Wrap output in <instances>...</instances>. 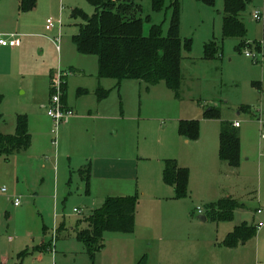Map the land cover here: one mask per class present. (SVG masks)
Instances as JSON below:
<instances>
[{
	"label": "rangeland",
	"instance_id": "rangeland-1",
	"mask_svg": "<svg viewBox=\"0 0 264 264\" xmlns=\"http://www.w3.org/2000/svg\"><path fill=\"white\" fill-rule=\"evenodd\" d=\"M171 1L156 11L152 0H138L139 16H150L146 36L153 25L167 33ZM177 1L184 45L176 93L165 82L99 78L98 57L73 42L85 16L95 13L89 0H37L28 12L18 0H0V33L22 39L21 52L0 53V132L14 133L17 115L26 114L32 134L26 151L0 153V264H264V213L256 211L264 205V38L263 21L254 17L264 16V0H247L240 14L245 46L242 38L223 36L225 0ZM49 19L52 30H46ZM59 72L75 114L54 145L43 105L51 75ZM99 89L106 95L99 97ZM211 109L218 114L205 115ZM183 121L198 123L197 137L181 133ZM225 122L239 123L236 164L219 156ZM167 159L189 169L187 197L177 198L165 182ZM89 163L87 185L80 169ZM121 195L137 197L135 230L106 231L105 246L92 259L73 228L109 196ZM223 198L241 204L232 220L200 218ZM244 221L259 226L257 235L223 245Z\"/></svg>",
	"mask_w": 264,
	"mask_h": 264
},
{
	"label": "trees",
	"instance_id": "trees-1",
	"mask_svg": "<svg viewBox=\"0 0 264 264\" xmlns=\"http://www.w3.org/2000/svg\"><path fill=\"white\" fill-rule=\"evenodd\" d=\"M89 1L94 5L95 13L85 16L79 32L73 36V42L79 52L98 57L99 78H114L119 83L123 79H135L148 85L165 82L169 89L177 93L182 79L184 45L180 32V3L172 0L168 7L172 9V18L166 34L160 25H153L152 34L146 36L144 21H150V16L145 19L139 16L142 5L138 0ZM198 1L208 5L215 3V0ZM164 2L165 0H152L153 9L162 10ZM36 5L37 0H20L22 12L31 11ZM246 7L247 0H225L223 36L242 38L241 46L248 44L245 42L246 27L240 17ZM261 21L264 38V17ZM187 46H190V41ZM212 46L213 44L207 46V50H211L210 56ZM64 89L66 85L63 91ZM106 93L107 90H98L99 97L105 96ZM63 101L65 102V98ZM215 114L218 112H213V109L205 113L208 117ZM180 131L191 138L197 137L198 123L183 121ZM31 143L32 134L26 114L17 115L14 133L0 132V153L7 156L26 151ZM219 153L221 159L229 161L230 164L240 161V136L237 127L231 122L222 124ZM80 173L89 185L92 176L91 163L83 165ZM163 175L165 182L174 187L177 198L189 195L190 174L187 167L180 166L175 159H167ZM136 206V196H109L101 207L79 220L74 232L77 239L84 243L92 259L97 252L103 250L106 231L131 233L135 230ZM238 207L239 202L235 199L223 198L207 205L206 217L215 221L232 220ZM82 223H86V226H81ZM63 228L59 229L58 235ZM258 228V225L242 223L226 236L222 244L236 247L254 238Z\"/></svg>",
	"mask_w": 264,
	"mask_h": 264
},
{
	"label": "built area",
	"instance_id": "built-area-1",
	"mask_svg": "<svg viewBox=\"0 0 264 264\" xmlns=\"http://www.w3.org/2000/svg\"><path fill=\"white\" fill-rule=\"evenodd\" d=\"M254 17L257 20H262L263 15L260 14L259 12H256L254 14ZM55 22L53 19H49L47 21V29L50 30L54 27ZM21 44V39L20 36H17V34H3L0 33V46L4 47H16L20 46ZM246 55L248 57H253L255 58V55L247 50ZM64 77L62 72L57 73L56 75H52V80H51V89L52 92L50 94V99L49 103L47 105V114L52 120V128H51V134L54 135L52 139V143L54 145H57L58 143V131L60 130V127L62 124L67 122L71 116L75 114V111L73 108L69 107L64 101H63V87H64ZM238 123H234V126H238ZM2 192H6L5 188H2ZM19 204V200H15V205ZM197 210L199 213H203L204 210L201 207H197ZM76 212H81L79 209L75 208ZM258 213H264V205L260 206L257 209ZM11 239V238H10Z\"/></svg>",
	"mask_w": 264,
	"mask_h": 264
},
{
	"label": "crops",
	"instance_id": "crops-1",
	"mask_svg": "<svg viewBox=\"0 0 264 264\" xmlns=\"http://www.w3.org/2000/svg\"><path fill=\"white\" fill-rule=\"evenodd\" d=\"M18 3H19V10H20V0H18ZM36 7H37V5H36ZM35 7V8H36ZM34 8V9H35ZM33 9V10H34ZM53 29V28H52ZM52 29H50V30H52ZM46 30H48L47 29V22H46ZM11 34H13V33H11ZM21 39V38H20ZM20 47H22V39H21V44H20V46H16V47H4V46H0V53H10V54H15V53H18V52H21V49H20ZM73 70H75V69H73ZM51 74H52V72H50ZM50 93H51V89H50ZM49 99H50V97H49ZM48 99V100H49ZM49 103V102H48ZM48 103H46V104H44L43 105V107L44 108H46V110H47V105H48ZM65 103L69 106V107H71V108H73L74 109V107L71 105V104H69L68 103V101H67V93H66V99H65ZM75 111V110H74ZM48 115V114H47ZM67 123H68V121L67 122H65L64 124H62L61 126H65V125H67ZM235 123H238V122H235ZM234 124V123H233ZM239 124V123H238ZM66 127V126H65ZM236 127H239V125L238 126H236ZM220 132H221V129H220ZM220 135V134H219ZM219 150H220V137H219ZM211 152V154H212V156L213 157H215L214 156V153H213V151H210ZM219 156H220V153H219ZM221 158V157H220ZM222 160V159H221ZM216 161H218V160H216L215 158H214V162H215V164H216ZM219 162H222V161H220L219 160ZM203 165H205V164H203ZM181 166V165H180ZM182 167H185L184 165H182ZM67 191H69L68 189H67ZM122 196V195H121ZM241 206V204L239 203V207ZM258 209V208H257ZM257 211V210H256ZM204 213V212H203ZM258 213V212H257ZM91 214V213H90ZM89 214V215H90ZM235 214V213H234ZM258 214H260V213H258ZM209 218H207L206 220H208ZM137 222V224H140V222H138V221H136ZM149 223H151V222H149ZM242 223H248L247 221H244V222H242ZM242 223H240V224H242ZM240 224H237V225H235L234 226V228L236 227V226H238V225H240ZM248 224H250V223H248ZM251 225V224H250ZM255 225V224H254ZM81 226H86V223H82L81 224ZM64 228H66V227H64ZM63 228V229H64ZM233 228V229H234ZM232 229V230H233ZM73 230H74V228H73ZM232 230H230V231H228V233L226 234V236L232 231ZM226 236H225V238H226ZM224 238V239H225ZM224 239H223V241H224ZM251 240V239H250ZM248 242V241H247ZM247 242H244V243H241V244H245V243H247Z\"/></svg>",
	"mask_w": 264,
	"mask_h": 264
},
{
	"label": "water",
	"instance_id": "water-1",
	"mask_svg": "<svg viewBox=\"0 0 264 264\" xmlns=\"http://www.w3.org/2000/svg\"><path fill=\"white\" fill-rule=\"evenodd\" d=\"M200 218H201L202 220H204V221L207 219V217L204 216V215H201Z\"/></svg>",
	"mask_w": 264,
	"mask_h": 264
}]
</instances>
